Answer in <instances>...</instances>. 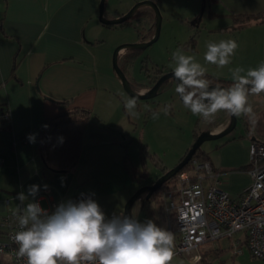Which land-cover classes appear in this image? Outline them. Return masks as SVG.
I'll use <instances>...</instances> for the list:
<instances>
[{
    "label": "crops",
    "instance_id": "crops-1",
    "mask_svg": "<svg viewBox=\"0 0 264 264\" xmlns=\"http://www.w3.org/2000/svg\"><path fill=\"white\" fill-rule=\"evenodd\" d=\"M100 2L0 0V106L9 108L12 113V122L0 126V159L3 161L0 166V241L6 234L3 220L19 203L15 196L21 191L27 195L30 185L40 186L35 200L50 213L63 201H77L79 165L71 172H56L47 168L41 158L39 139L46 120L75 107L90 110L91 120L102 121L118 112L122 118L124 114L125 107L121 109L124 98L130 96L113 68V58L111 61L109 57L114 42L107 41L108 32L119 26L110 28L99 21ZM202 3L210 18L231 19L238 24V31L248 25L264 26V0H202ZM139 11H144L146 17L154 12L150 7ZM121 15L107 16L105 11L109 19ZM209 32L214 34L215 31ZM154 33L155 25L150 38ZM257 43L264 51V34ZM125 52L119 56L120 67L126 65ZM207 76L214 84L228 86L232 83L231 77L222 74L207 72ZM64 101L69 102L68 106L61 107L59 102ZM249 102L256 117L264 112V94L250 96ZM244 119L238 118L240 125L237 124L236 134L231 132L214 140L216 149L205 150L220 174L223 188L234 199L252 182L249 174L251 139L244 135ZM230 123L231 116L219 112L207 131L219 134ZM86 133L87 130L84 139ZM30 134L36 135L35 143L27 139ZM28 202L26 200L25 205Z\"/></svg>",
    "mask_w": 264,
    "mask_h": 264
},
{
    "label": "rangeland",
    "instance_id": "rangeland-1",
    "mask_svg": "<svg viewBox=\"0 0 264 264\" xmlns=\"http://www.w3.org/2000/svg\"><path fill=\"white\" fill-rule=\"evenodd\" d=\"M140 1L144 0H107V16L125 15ZM157 5L162 16L159 39L148 48L138 50V57L125 68L128 79L137 90L152 85L151 78L156 75L155 69L163 70L164 74L172 71L171 53L178 48L187 55H194L207 72L229 77L230 68L243 67L247 70L264 62L263 46L257 43L258 38L264 34V26L255 28L248 25L238 31V24H234L231 19L210 18L208 10L203 11L202 0H158ZM155 23L156 14L153 12L147 17L143 14L135 16L128 23L110 30L107 41L114 42L109 55L111 61L118 46L149 39ZM209 31L215 32L212 34ZM193 39L196 40L195 49L191 47ZM221 39H234L239 45L232 63L222 69L206 64L203 60L206 43ZM171 82L162 87L157 97L137 101L139 118L130 117L122 106V118L118 112L108 115L102 121H90L77 171L80 180L77 185V201L83 198L81 194L84 197L91 196L101 206L107 218H111L113 214H125L128 201L137 191L152 185L162 173L163 167L170 170L180 162L195 142L194 130L197 128L202 133L209 129L213 121L206 122L185 109L175 93L176 83ZM166 105L172 106L169 114L164 115L161 111L159 119L153 120L151 113ZM238 129L232 134H236ZM144 146H147V150L142 151ZM214 149L215 141H207L201 146L203 151ZM146 197L141 195L137 199L130 214L140 222L152 219L169 231L170 227L175 230L174 219L167 214L169 201L159 196L147 201ZM242 237L243 234L236 235V238ZM178 240L179 235L175 233L174 247ZM202 248L206 251L221 250L218 255L213 256L212 264H262L252 256L246 245L238 247L237 251L228 237L208 242ZM171 264L189 262L184 255H178Z\"/></svg>",
    "mask_w": 264,
    "mask_h": 264
},
{
    "label": "clouds",
    "instance_id": "clouds-1",
    "mask_svg": "<svg viewBox=\"0 0 264 264\" xmlns=\"http://www.w3.org/2000/svg\"><path fill=\"white\" fill-rule=\"evenodd\" d=\"M238 47L234 39L209 41L203 60L222 69L232 63ZM171 60L177 81L175 93L192 115L212 122L223 111L256 123L249 98L264 94V62L247 70L230 68L232 83L223 87L208 78L207 69L194 55L178 48L171 53ZM124 107L130 117L139 118L136 96L125 97ZM171 107L153 111L152 119H159L161 111L168 115ZM145 108L150 110L147 105ZM27 139L35 143L36 135L30 134ZM39 190L40 186L33 184L27 195L21 191L15 196L19 203L12 217L18 230L11 239L18 246L16 257L25 264H171L174 236L152 219L140 222L134 215L124 213L107 218L96 200L83 194L78 201L59 203L50 213L35 200ZM26 200L29 202L25 205Z\"/></svg>",
    "mask_w": 264,
    "mask_h": 264
},
{
    "label": "built area",
    "instance_id": "built-area-1",
    "mask_svg": "<svg viewBox=\"0 0 264 264\" xmlns=\"http://www.w3.org/2000/svg\"><path fill=\"white\" fill-rule=\"evenodd\" d=\"M11 122V110L0 106V125ZM249 156L252 182L238 199L223 188L212 164L198 159L192 160L190 170L178 175L175 190L164 189L162 198L169 201L167 214L174 219L176 230L170 227V232L179 235L174 257L184 255L189 264H202L203 245L228 237L237 251L244 243L264 264V143L251 140ZM2 225L6 234L0 241V264H25L16 257L18 246L11 239L18 230L12 213ZM238 234H243L242 239L236 238Z\"/></svg>",
    "mask_w": 264,
    "mask_h": 264
},
{
    "label": "trees",
    "instance_id": "trees-1",
    "mask_svg": "<svg viewBox=\"0 0 264 264\" xmlns=\"http://www.w3.org/2000/svg\"><path fill=\"white\" fill-rule=\"evenodd\" d=\"M143 13L144 11H138L135 16L141 15ZM107 27L115 28L117 26H107ZM151 38H149V40ZM191 47L193 49L196 48L195 39L192 40ZM138 55H139L138 50H127L125 52L124 56L127 59L126 65L121 67L124 72H125V68H128L130 63H132L138 57ZM155 70H156L155 77L153 78L150 77L152 79V85L157 81V79H159L164 74L163 70L161 69H155ZM147 72L150 71L147 70ZM168 82L169 81H167L166 84ZM152 85H150V87ZM142 88H146V87H142ZM68 103H69L68 101L59 102L61 107L68 106ZM91 118H92V113L90 110L80 107H75L63 111L54 118L46 120L45 125H47L48 127L47 128L43 127L40 133L39 152L47 168L56 172H71L78 167L83 153V149L85 147L84 145L85 132L91 121ZM194 133H195L194 137L196 139L199 136L200 132H198L197 129H195ZM244 135L250 137L251 140H259L260 142L264 143V112H262L257 117L255 124H250L247 118L244 119ZM61 137L63 138V142H61ZM144 150H147V146H144L142 148V151ZM185 155L181 158L180 161H182ZM209 158H210L209 152L203 151L200 148L197 150L192 160L198 159L199 161H209ZM192 160L179 174L190 170ZM168 170H169L168 168L163 167L162 174L166 173ZM177 180H178V175L173 177L171 180L167 181L162 186V188L159 191L153 193L150 199H147V201L156 199L157 196L161 197L164 189L168 188L175 190L177 188V183H176ZM243 245L245 244L243 243ZM220 251H221L220 249L211 250V251L203 250L202 253L203 264H212L211 261L213 256L218 255Z\"/></svg>",
    "mask_w": 264,
    "mask_h": 264
},
{
    "label": "water",
    "instance_id": "water-1",
    "mask_svg": "<svg viewBox=\"0 0 264 264\" xmlns=\"http://www.w3.org/2000/svg\"><path fill=\"white\" fill-rule=\"evenodd\" d=\"M106 1L107 0H101L100 2V8H99V21L107 26H118L122 25L126 22H128L130 19H132L136 13L143 7H150L154 10L156 14V23H155V33L154 36L148 40V41H141L139 43H133V44H122L118 46L113 53V68L119 77V79L122 81V85L124 87V90L127 92V94L132 97L136 96L137 101H148L158 96L160 90L162 87L166 84L167 81H175L173 78V73L168 72L163 74L157 81L147 90V91H139L137 90L134 85L130 82L125 72L122 70V68L119 65V56L121 53L127 50H144L154 44L160 37L161 34V25H162V16L161 12L159 10V7L157 3L151 0H144L138 2L128 13L125 15L116 18V19H109L105 16V9H106ZM203 7V11H204ZM223 87H227L226 85L220 84ZM238 124V118L231 116V123L230 125L219 134H212L208 131L202 132L195 140L193 146L189 149L185 157L180 161L174 168L167 171L165 174L160 176L155 183L152 185L145 186L141 188L133 197L128 201L126 207H125V214L131 215L130 210L131 207L134 205V203L137 201V199L144 193H148L146 199H150L153 193L159 191L162 186L169 180H171L173 177L178 175L192 160L195 153L198 149L201 148L203 143L207 141H214L221 139L231 132H233Z\"/></svg>",
    "mask_w": 264,
    "mask_h": 264
},
{
    "label": "flooded vegetation",
    "instance_id": "flooded-vegetation-1",
    "mask_svg": "<svg viewBox=\"0 0 264 264\" xmlns=\"http://www.w3.org/2000/svg\"><path fill=\"white\" fill-rule=\"evenodd\" d=\"M164 174H165V173H164ZM147 194H148V193L146 192V193H144V194H142V195H146V196H147Z\"/></svg>",
    "mask_w": 264,
    "mask_h": 264
}]
</instances>
